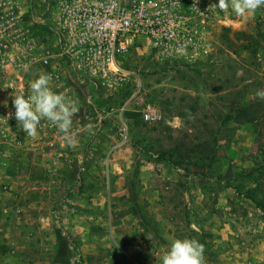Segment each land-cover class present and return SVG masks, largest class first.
Here are the masks:
<instances>
[{
  "label": "rangeland",
  "instance_id": "rangeland-1",
  "mask_svg": "<svg viewBox=\"0 0 264 264\" xmlns=\"http://www.w3.org/2000/svg\"><path fill=\"white\" fill-rule=\"evenodd\" d=\"M14 1L20 30L43 27L53 45L49 1ZM213 35L211 55L193 65L161 63L139 39L122 58L131 84L112 93L69 74L59 54L49 67L22 72L29 93L30 81L47 73L50 87L80 110L73 147L40 121L48 143L61 148L48 152L55 183L43 191L49 197L44 211L29 209L18 193L4 201L13 211H0V221L13 229L0 231V239L15 245H0V255L14 248L23 256L15 264H119L128 252L142 264H161L159 240L187 237L204 246V264H264V135L255 122L221 123L235 87L264 88V7L245 17L222 9ZM5 74L0 91L7 107H0L14 116L5 86L13 76ZM148 106L160 111L159 122L142 119ZM212 139V162L190 152L186 161L174 155L177 147L187 152ZM26 186L39 202L42 185Z\"/></svg>",
  "mask_w": 264,
  "mask_h": 264
},
{
  "label": "built area",
  "instance_id": "built-area-1",
  "mask_svg": "<svg viewBox=\"0 0 264 264\" xmlns=\"http://www.w3.org/2000/svg\"><path fill=\"white\" fill-rule=\"evenodd\" d=\"M48 1L53 45L45 40L50 36L43 27L21 31L15 1L0 0V72L13 76L8 80L4 75L11 94H30L22 72L49 67L56 54L64 57L69 74L106 92L119 91L133 76L122 66V58L142 38L157 61L193 65L211 55L213 26L222 12L213 6L218 0ZM141 117L147 123L162 119L151 106Z\"/></svg>",
  "mask_w": 264,
  "mask_h": 264
},
{
  "label": "crops",
  "instance_id": "crops-1",
  "mask_svg": "<svg viewBox=\"0 0 264 264\" xmlns=\"http://www.w3.org/2000/svg\"><path fill=\"white\" fill-rule=\"evenodd\" d=\"M1 83V79H0ZM2 84V83H1ZM3 90V89H2ZM4 91V92H3ZM0 91V104L4 105V101L6 100V96L3 93H5V90ZM7 107V106H5ZM8 113L0 107V211L3 212H12L13 208L11 206H7L4 201L6 199H10V197L16 196V194H20V198L23 197V199L28 200L29 209H34L37 205V207L44 211L46 200L49 198H46L45 191L46 184L52 181V183H55L54 180H52V177L48 175L47 169L49 168L48 163H51L48 158V152L49 151H55L57 152L58 149H61L60 146L57 147L53 143H48L47 136L45 131H42V129L38 125V135L33 138L30 136H27V134L18 127V122L13 117L7 118ZM74 118L76 119L77 116L75 114ZM75 131V127H72ZM56 135H60L58 129L55 130ZM75 134V132H74ZM47 141V142H46ZM63 143H61L62 145ZM54 145V146H53ZM73 147V146H71ZM76 147V146H75ZM49 161V162H48ZM58 163H55L57 165ZM38 170L39 173L35 174L34 171ZM33 173V174H32ZM62 175V174H59ZM57 179V176H55ZM58 180V179H57ZM36 184L38 183L39 186L42 185V188L40 186L38 193V197H41V200L37 203H35L34 194H30V190H26V185L30 184ZM42 193V194H41ZM42 195V196H41ZM43 199V201H42ZM18 213L23 212V209L20 210L18 208ZM31 212V210H30ZM12 226L6 224V226L0 221V231H7V235L12 230ZM168 234H170L168 232ZM56 237V236H55ZM159 237H164L162 234H159ZM167 243L163 242V240H159L161 242V245L163 248V253L171 243V238H166ZM166 241V240H164ZM6 245L9 247L10 245H13L12 242H6L4 243L0 239V245ZM166 244V245H165ZM16 246L20 247L21 244ZM55 256L52 258V260L55 261L59 245L57 242L55 243ZM126 251V250H125ZM19 253V250L16 251V249H9L8 251L2 253L0 255V263L1 264H15V263H23V256ZM95 253V252H94ZM125 257L122 259V263L119 262V264H142L141 259L138 260L136 257L130 256L128 252H124ZM163 253L159 256L157 254L158 262L161 261V257ZM132 255V254H131ZM162 264V261L159 262ZM90 264H96V263H90ZM158 264V263H156Z\"/></svg>",
  "mask_w": 264,
  "mask_h": 264
},
{
  "label": "clouds",
  "instance_id": "clouds-1",
  "mask_svg": "<svg viewBox=\"0 0 264 264\" xmlns=\"http://www.w3.org/2000/svg\"><path fill=\"white\" fill-rule=\"evenodd\" d=\"M220 9H231L237 17H245L264 7V0H218L213 4ZM52 77L41 73L30 81V94L27 96L21 90L12 94L14 118L18 127L27 136L35 138L38 135V125L42 119L63 134V139L69 146L76 143L72 131L73 117L79 112L77 102L68 99L63 93H57L50 87ZM256 96L264 99V90H257ZM7 106V101L3 102ZM13 116L9 113L7 118ZM162 264H204V246L195 238H175L161 257Z\"/></svg>",
  "mask_w": 264,
  "mask_h": 264
},
{
  "label": "trees",
  "instance_id": "trees-1",
  "mask_svg": "<svg viewBox=\"0 0 264 264\" xmlns=\"http://www.w3.org/2000/svg\"><path fill=\"white\" fill-rule=\"evenodd\" d=\"M238 87H235L236 90L230 93L233 100L227 106V110L221 114V116L223 115L221 123L224 124L232 121L243 125L245 123L255 122L260 127L259 135L261 137L264 135V99L256 96L255 93L258 89L253 85ZM251 95H254V97L251 98ZM216 145V139H212L194 145L193 148L187 149V152L177 147L174 150V155L177 159L186 161L190 158V154H195L200 160H209L212 162L215 159ZM188 152L190 154H187ZM57 258H59V254H57L56 260Z\"/></svg>",
  "mask_w": 264,
  "mask_h": 264
}]
</instances>
